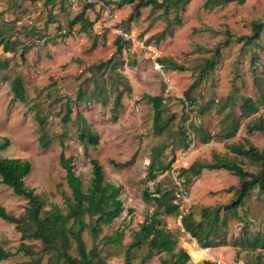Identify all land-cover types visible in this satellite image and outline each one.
I'll use <instances>...</instances> for the list:
<instances>
[{"label": "rangeland", "instance_id": "obj_1", "mask_svg": "<svg viewBox=\"0 0 264 264\" xmlns=\"http://www.w3.org/2000/svg\"><path fill=\"white\" fill-rule=\"evenodd\" d=\"M205 2H182L178 23L173 8L166 12L163 6L149 5L135 11L134 2L127 0H0V145L8 141L0 156L28 160L31 168L24 185L41 197L45 209L54 203L62 211L70 189L61 154L72 157L84 189L93 183L90 158L99 161L105 180L120 187L123 210L102 225L98 235L85 229L82 236L86 248L96 245L107 264H124L132 232L155 208L144 192H153L157 184L163 190L178 189L173 167L187 168L201 161L238 163L256 171V159L242 153V148L253 145L264 151V135L247 130V125L264 118V26L253 40H241L253 33V22H264V0L209 8ZM81 11L93 23L86 31L80 30V22H73ZM117 35L124 39L120 46L114 42ZM226 39L228 44L220 46L213 68L200 77L204 61ZM169 61L184 69L166 67ZM15 78L21 80L24 101L14 97ZM188 88L193 105L184 101ZM145 93L163 97L161 122L166 126L159 132L154 130V109ZM117 96L119 106L114 110ZM242 96L251 98L257 111H242ZM83 125L97 134V144L86 146L80 141ZM186 140L188 147L183 145ZM151 163L154 169L161 165L170 169L151 170ZM237 184L238 177L221 168L203 169L183 185L188 212L213 232L206 237L213 254L206 258L197 257L194 245L199 244L182 225L186 213L181 207L177 205L179 214L160 209L163 226L177 239L175 250L186 249L192 264L264 260V244L253 248L247 242L257 233L264 235V195L256 187L243 206L223 209L218 220L211 221L215 209L232 198L226 189ZM25 204V197L0 181V205L7 212L19 215ZM115 230L123 231L119 242L103 243V236ZM20 240L14 223L0 218V245L13 250ZM23 241L33 243L36 251L41 246L39 239ZM146 249L135 250L132 264L146 255ZM68 251L76 255L74 241ZM48 255L40 256L39 264ZM171 258L168 253H153L142 262L161 264ZM29 259L20 252L0 264Z\"/></svg>", "mask_w": 264, "mask_h": 264}, {"label": "trees", "instance_id": "obj_2", "mask_svg": "<svg viewBox=\"0 0 264 264\" xmlns=\"http://www.w3.org/2000/svg\"><path fill=\"white\" fill-rule=\"evenodd\" d=\"M130 3L134 2V10L138 11L140 7L146 6H163L164 10L168 12L173 8L175 12V19L179 23L178 6L189 0H127ZM245 0H206L204 6L209 8L217 4H228L235 2L243 3ZM73 22H80V30L86 31L89 26H92V21L89 17L84 18L82 11L76 14ZM264 26L263 23L253 22V33L248 36H242L244 42H249L258 36L260 30ZM164 32L159 34L163 38ZM3 40V39H2ZM229 39H226L218 45L215 52L204 61L199 70V76L202 77L207 74L214 66L216 57L219 55L221 45H227ZM115 44L122 45L124 39L121 35H117L114 40ZM7 48V47H6ZM160 65H164L163 59H158ZM166 67L183 70L182 65L174 61H169ZM11 89L14 97L22 101L25 100L24 89L19 78L12 81ZM190 88L184 91V101L186 104L193 105V99L189 94ZM144 98L150 102L154 109V130L161 131L166 125L161 122L162 115V99L161 95H150L145 93ZM119 98L117 96L114 101V110L119 106ZM240 108L242 111H257V105L253 100L247 96H242ZM43 126V121L39 119ZM247 130H259L264 135V118L259 117L255 122L247 125ZM185 135V130L182 132ZM79 139L86 146L87 144L95 145L98 142V137L87 125L81 126L79 130ZM187 138V137H186ZM47 141L42 142L46 146ZM190 140H186L183 145L188 147ZM8 141L6 140L0 145V149L6 148ZM242 153L250 154L257 162L256 171H248L238 163L228 165L226 163H208L201 161L192 162L189 167L181 168L180 174L185 178V184L190 181V176L198 175L203 169L215 170L226 169L231 171L238 177V184L230 186L226 189L231 192V200L215 209L214 218L211 219L213 224L218 220V213L221 210H230L244 205V198L248 196L251 189L257 188L260 195H264V151H259L253 145L247 148H242ZM60 162L65 170V180L70 189V196L65 197L66 211H62L57 204H50V207L45 209L44 202L41 197L34 193L33 189L27 188L24 185V178L30 172V162L21 157H2L0 156V181L8 185L11 190L18 195L26 198V204L23 211L19 215H14L5 210L0 205V218L14 223L17 231L21 233L20 242L13 250L4 248L0 245V261L13 257L18 253L29 256L30 259L26 262H14L12 264H39L40 256L49 254L44 264H107L105 258L101 256L100 250L96 245L87 249L82 232L88 229L91 234L98 235L102 231V225L109 224L122 210V200L119 199L118 193L120 187L112 182L106 181L102 166L96 158H90L91 172L93 176V183L83 188V183L79 175L75 174L73 166L71 165L72 157L65 158L63 153L60 156ZM154 169V164L151 163V170H159L161 172L169 170V165L157 166ZM151 178L155 177L154 173L150 174ZM175 186L171 190H163L160 184H157L153 192L145 191L147 199H153L155 208L146 213L139 228L132 232V239L124 250V264H132L134 252L136 249L146 247V255L141 257L137 264H143V260L153 253H168L172 257L169 259H162L161 264H192L190 256L186 249L178 247L175 250L177 239L172 235L171 231L167 230L162 224L159 217L160 209L165 213L179 214L178 206L172 200L174 198ZM132 211V209H129ZM182 225L184 229L189 232L198 242L201 247L212 246L210 241L206 239L209 234L213 232L210 228L203 227L201 222H195L190 212L182 215ZM212 226V225H211ZM123 235L122 230H115L110 235H104L102 240L105 244H117ZM26 238L39 239L41 246L38 251L35 250L33 243H26L23 240ZM71 241L75 242L76 255L69 253ZM250 245L255 248L258 244H264V235L255 234L252 239L247 240ZM39 256L35 257V254ZM203 264H217L215 261L204 260ZM245 264H264L261 258L255 262H246Z\"/></svg>", "mask_w": 264, "mask_h": 264}, {"label": "built area", "instance_id": "obj_3", "mask_svg": "<svg viewBox=\"0 0 264 264\" xmlns=\"http://www.w3.org/2000/svg\"><path fill=\"white\" fill-rule=\"evenodd\" d=\"M83 1L90 2L91 0H83ZM179 172H180L179 167H173L171 169V174L178 186V189L176 188V191L174 192V198L172 201L175 205H179L183 213L185 214L188 212L189 205H187V200H186V189H184L183 187V185L185 184V178L181 176ZM217 262L220 263L219 260Z\"/></svg>", "mask_w": 264, "mask_h": 264}, {"label": "bare ground", "instance_id": "obj_4", "mask_svg": "<svg viewBox=\"0 0 264 264\" xmlns=\"http://www.w3.org/2000/svg\"><path fill=\"white\" fill-rule=\"evenodd\" d=\"M194 247H195V249L197 251V257L198 258H206V257H209V256H211L213 254L211 249L208 248V247H204L203 248V247H201V246H199L197 244H195Z\"/></svg>", "mask_w": 264, "mask_h": 264}]
</instances>
